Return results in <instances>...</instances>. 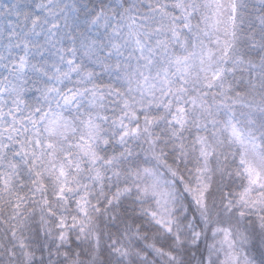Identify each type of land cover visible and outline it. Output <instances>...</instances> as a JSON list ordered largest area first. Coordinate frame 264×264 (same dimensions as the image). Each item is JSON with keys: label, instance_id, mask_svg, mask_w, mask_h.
<instances>
[{"label": "snow or ice", "instance_id": "6c2138e0", "mask_svg": "<svg viewBox=\"0 0 264 264\" xmlns=\"http://www.w3.org/2000/svg\"><path fill=\"white\" fill-rule=\"evenodd\" d=\"M0 264H264V0H0Z\"/></svg>", "mask_w": 264, "mask_h": 264}]
</instances>
